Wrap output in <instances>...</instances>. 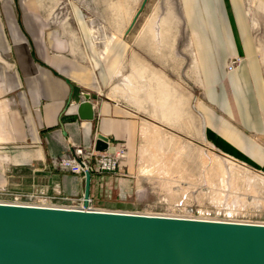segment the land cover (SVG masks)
<instances>
[{"label": "crops", "instance_id": "obj_1", "mask_svg": "<svg viewBox=\"0 0 264 264\" xmlns=\"http://www.w3.org/2000/svg\"><path fill=\"white\" fill-rule=\"evenodd\" d=\"M0 1V157L8 161L0 162V179L8 172L10 191L37 193L46 204L79 206L85 178L60 170L58 163L74 146L95 152L97 135L109 139V153L122 142L131 146L136 136L129 113L102 99L129 54V29L97 42L86 12L76 5L72 20L55 23L40 0ZM178 1L203 89L205 142L264 170V55L253 25L254 20L264 31V0ZM231 56L246 62L227 77ZM85 95L95 110L92 122L76 113ZM88 162L92 202L112 196L102 184H117L119 196L137 186L123 179L124 168L102 176L95 159ZM130 165L131 160L127 173Z\"/></svg>", "mask_w": 264, "mask_h": 264}, {"label": "rangeland", "instance_id": "obj_2", "mask_svg": "<svg viewBox=\"0 0 264 264\" xmlns=\"http://www.w3.org/2000/svg\"><path fill=\"white\" fill-rule=\"evenodd\" d=\"M145 1L129 32V54L102 94L104 102H114L134 119L136 136L131 146L120 143L128 156L116 172L97 173L115 175L124 168L123 179L137 186L119 196L117 184H102V191L109 188L113 194L99 196L93 205L106 212L162 217L192 213L216 222L264 226V170L233 160L204 140L199 110L203 89L178 0H40V5L55 23L72 20L76 5L86 12L100 42L126 34ZM250 14L253 19L251 8ZM253 25L263 56L264 31L257 30L254 20ZM245 62L244 56L229 57L227 77ZM0 162L8 165L3 157ZM8 175L0 179V200L47 201L37 193L10 191Z\"/></svg>", "mask_w": 264, "mask_h": 264}, {"label": "water", "instance_id": "obj_3", "mask_svg": "<svg viewBox=\"0 0 264 264\" xmlns=\"http://www.w3.org/2000/svg\"><path fill=\"white\" fill-rule=\"evenodd\" d=\"M76 113L94 120L89 95ZM90 191L88 173L85 206ZM0 264H264V226L0 204Z\"/></svg>", "mask_w": 264, "mask_h": 264}, {"label": "built area", "instance_id": "obj_4", "mask_svg": "<svg viewBox=\"0 0 264 264\" xmlns=\"http://www.w3.org/2000/svg\"><path fill=\"white\" fill-rule=\"evenodd\" d=\"M240 60H236V62H232V64L228 67L229 71H233V67L235 64L239 63ZM128 149L123 144L117 147L113 153L109 152H93L86 151L83 148H74L72 152H70V156L62 159L58 163V168L64 172L70 173L74 176H81L85 178L86 174H92L91 165L88 162V159H95L96 162V172L99 174L103 173H114L116 172L120 166L121 161L127 158ZM0 204L5 205H13V206H24V207H47V208H60V209H71L78 210L84 212H97L102 211L96 208L93 205L92 200L90 199L87 206L84 205V201L79 206L65 207L57 204H46L45 202H36L34 200H22L17 197L9 200H0ZM174 218L181 220H200V221H212L207 219H201L192 213H186L181 215H174ZM216 222V221H212Z\"/></svg>", "mask_w": 264, "mask_h": 264}, {"label": "bare ground", "instance_id": "obj_5", "mask_svg": "<svg viewBox=\"0 0 264 264\" xmlns=\"http://www.w3.org/2000/svg\"><path fill=\"white\" fill-rule=\"evenodd\" d=\"M42 208H47V207H42ZM140 215V214H138ZM143 216H146V215H143ZM150 217H160V218H169V219H175L174 217H162V216H150ZM177 219V218H176Z\"/></svg>", "mask_w": 264, "mask_h": 264}]
</instances>
